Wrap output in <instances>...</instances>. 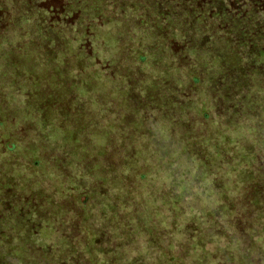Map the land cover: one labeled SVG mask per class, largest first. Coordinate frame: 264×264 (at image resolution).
Returning a JSON list of instances; mask_svg holds the SVG:
<instances>
[{"label":"trees","instance_id":"trees-1","mask_svg":"<svg viewBox=\"0 0 264 264\" xmlns=\"http://www.w3.org/2000/svg\"><path fill=\"white\" fill-rule=\"evenodd\" d=\"M115 65L120 68L117 72L112 70ZM104 70L109 71L105 75L110 79L116 74L121 77L120 89L102 77ZM23 71L31 78L38 71L42 91L47 98L57 94L58 101L76 87L74 82L80 85L78 91L89 93L106 81L107 96L114 97L118 106L126 96V104L132 100L133 116L122 117L124 135L119 131L116 138L104 130L101 144L92 146H79L80 139H71L75 132L67 129L69 139L63 144L68 145H61L64 154L71 155L67 164L75 173L92 177L89 181L71 179L69 195L63 194L65 199L78 200L80 208H66L69 201L53 206L50 195L42 191L17 194L18 200L10 204L6 190L1 189L6 183L0 181V206L3 210L4 204L10 206L9 213L0 215L5 219L0 225V264H17L15 260L26 264L31 250L42 257V264H61L62 249L53 250L54 262L50 260L42 244L45 235L49 240H62L61 246L71 252L84 248L87 257L83 264H103V224L99 223L100 229L87 219L93 215L105 219L108 212L109 220L115 217L116 221L122 204L111 203L105 189L99 190L104 186L101 183L115 182L116 193L127 186L136 189L131 203L133 227L149 235L152 211L147 209V215L140 216L138 208L145 205V199L136 202L135 198L142 188L152 197L164 198L157 190L164 185L175 188L174 178L169 183L154 180L167 169L174 177L172 168L184 157L204 154L202 167L211 157L219 158L220 163L240 159L234 172L243 177L236 176L231 186L242 191L247 183L248 204L264 211V0H0V154L2 162L9 163L7 168L12 161L18 162L23 143L18 130L3 128L10 126L5 119L7 100L18 99L13 85ZM199 95H206L207 100ZM45 100L34 99L32 105L39 114L49 110L47 103L55 105ZM190 107L193 114L185 117ZM166 108L169 113L164 112ZM212 112L228 115L221 120L222 116ZM82 130L87 140L88 133ZM28 147L22 149L24 157L34 158V151L33 162L38 164L39 146ZM113 151L123 157L119 166L112 160ZM93 155L97 158L88 161ZM128 179L133 182L127 184ZM179 185L182 191L188 186ZM81 192L83 201L76 198ZM45 203L50 206L43 208ZM66 209L82 217L78 225L83 229V242L61 231L59 236L55 233V226L67 229L72 224ZM130 221L112 220L114 227ZM97 229L102 231L99 238ZM63 235L65 238L60 237ZM117 243L114 259H121L123 242ZM168 252L173 264H178L180 257L173 249Z\"/></svg>","mask_w":264,"mask_h":264},{"label":"rangeland","instance_id":"rangeland-1","mask_svg":"<svg viewBox=\"0 0 264 264\" xmlns=\"http://www.w3.org/2000/svg\"><path fill=\"white\" fill-rule=\"evenodd\" d=\"M119 69L118 65L112 68L114 72L119 71ZM35 73L34 77L31 78L27 77L24 72V75L18 78L19 81L13 85L16 88L14 96L18 99H14L15 101H11V103L7 100L9 105L5 110V119L10 126L3 128H8L9 131L18 130L19 135L23 138L21 140L23 143L20 145L21 152L16 157L18 162L10 161L9 168H7L9 163H3L4 160H1L0 154V181L6 183L4 188L1 189L6 190V201H10V204L18 200L15 197L17 194L25 191L36 194L42 191L50 195L53 200L52 203H54L53 206L69 201L66 208L77 209L80 208L78 200L74 202L70 200L71 198L65 199V195H69L68 190L71 187L69 183L71 179H74V182H77V180L89 181L92 177L75 173L71 168V164H67L66 161L69 160L71 155H68L67 152L64 154V148L61 147V145H68V143L63 144L65 140L69 139L67 129L69 128L75 132L71 139L75 142L80 139L79 146H83L85 143L89 146L101 144L103 138L100 135L104 130L109 131L116 138L119 131L124 135V129L120 125L122 117L131 118L133 116L129 107L132 100L126 104V96L124 103L118 106V101L114 97L108 98L109 84L116 83L114 89H120L122 85L119 75L113 76V82L112 79L106 77L105 73H109V71L105 72L104 70L103 76L101 75L109 84L105 81L101 88H94L87 93L83 89L78 91L79 88L77 87L80 85L74 82L73 84L76 87L69 90L65 99H59V101L57 100L59 97L57 94L47 98L41 89L42 84L40 86L41 81L38 76L40 73L38 71ZM140 78L143 80V76H140ZM122 88L128 89L127 85ZM5 93L8 92L5 91ZM5 93L4 95H6ZM38 93L42 95L39 96ZM199 96L202 100H207L206 95ZM39 97L55 102V105L47 103L49 110L44 114H39L32 105L34 99L39 100ZM163 110L165 113H169L167 108ZM179 110L177 107L176 113ZM192 110L193 108L191 110L186 109L185 117H191ZM213 113L222 116L221 120L226 118L227 114ZM109 124L112 128L109 127ZM36 125H38L37 128ZM83 128L88 133L87 140H84L86 138L84 137ZM230 131H233V129ZM33 143L39 146L37 150L39 154L36 157L39 160L38 164L33 162L35 158L34 151L32 153L34 158H25L22 152L24 147L30 149L28 145H33ZM91 150H94V148L92 147ZM140 153L141 156H146L145 153ZM201 156L204 159V154ZM201 156L193 159L184 157L181 164H174L172 168V172L173 170L176 171L174 177L169 176L170 171L168 169L167 172L164 171V173L157 175L154 180L157 183H169L173 178L176 183L175 188L167 187V185L158 188L157 191L159 194L162 193L164 198L158 195L155 196V199L151 193H148L149 190H145V188H142L141 195L135 198L136 202L140 200V197L145 199L143 201L145 205L138 208L139 213H137L140 216H146L147 209L152 211L151 219H148L150 222L147 224L150 230L149 235L145 230L139 232L133 227L135 221H132L131 214L135 209L131 206V203L134 201L136 189L127 186V189L123 192L116 193L115 182L109 183L106 180L101 183L104 186L100 187L99 190L105 189V193H108L107 196L112 200L111 203L121 202L122 204L117 213L119 218L116 221L115 217L110 219L111 221L109 220L111 213L108 212L105 219L102 216L100 220L99 215H93L87 219L92 226L99 227V223L100 225L103 224V233L98 229L95 233L97 238L100 237V232L102 233L100 245L103 246L104 250L103 264H127V261H130V264H173V258L169 256L168 252L171 249H173L176 257H180L177 260L178 264H264V211L259 209L260 206L257 208L248 204L250 195L246 190L247 183L242 191L231 186L236 176L241 175L237 179L243 177L242 174L237 175L234 172L240 159H227L220 163L219 158L211 157L209 163L202 167L200 163ZM90 158L97 157L94 155L92 157L88 156V161ZM122 158L120 154L118 155L113 151L112 160L116 166H119ZM99 159L102 160V157H99ZM61 163L64 166L60 165ZM57 164H59V168H57ZM70 169L71 172H69ZM100 177L98 176V178ZM38 182L40 183L38 184ZM131 182L133 181L128 179L126 183L131 184ZM182 182L188 185L184 191L179 185ZM86 184L88 183L86 182ZM110 192L111 194H109ZM59 197H62L61 200ZM76 198L83 201L82 192L81 195L77 193ZM130 199L132 200L130 201ZM164 200H167V202L164 203ZM4 205L5 210L2 209V205L0 206V215L6 212L9 213L7 208H10V206ZM49 206L48 203H45L43 208ZM263 206L264 203H261V207ZM71 210L66 209L65 214L67 213L68 222L72 224L67 229H62L63 226H55L57 229L55 233L58 232L59 236L61 231L67 237L73 236V239L83 242L85 240L83 229L82 226L80 229L78 225L82 217L70 214ZM60 219L62 220V218ZM129 219L131 221L122 227H114L112 222V220L118 222ZM4 220V218H0V225ZM139 224L141 223L139 222ZM37 229L38 227L35 228L36 232ZM20 237L23 241L24 233ZM60 237L65 238L64 235ZM42 239V244L45 246L44 250L50 254L49 259L53 262L52 251L57 250V248L58 250L62 249V252H60L61 264H83V259L87 257V253L82 247H78L75 252H71L65 245L61 246L62 240L51 237L52 240H49L46 235ZM119 240L123 242V248L120 250L123 257L114 259L115 248ZM26 241L30 244L29 237ZM64 253L68 254L65 255ZM126 253L127 257H125ZM29 258L30 262L26 264H42V257L36 255L33 250L26 256V259ZM15 261L17 264L25 263Z\"/></svg>","mask_w":264,"mask_h":264}]
</instances>
